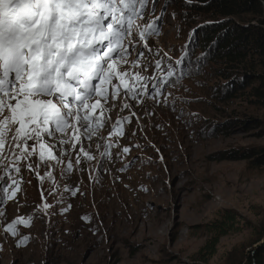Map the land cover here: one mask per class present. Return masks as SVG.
<instances>
[{"label":"rangeland","instance_id":"rangeland-1","mask_svg":"<svg viewBox=\"0 0 264 264\" xmlns=\"http://www.w3.org/2000/svg\"><path fill=\"white\" fill-rule=\"evenodd\" d=\"M152 21L159 32L144 48L136 32ZM136 24L118 71L134 88L138 72L163 94L133 100L113 80L120 95L108 86L103 111L88 113L103 125L90 138L77 124L67 136L42 134L20 147L6 141L0 264H248L263 243L264 166L252 154L264 150V107L243 93L219 101L226 81L199 60L181 0H150ZM156 61L159 71L145 70ZM73 134L79 141L62 142ZM219 230L214 256L201 254Z\"/></svg>","mask_w":264,"mask_h":264},{"label":"snow or ice","instance_id":"snow-or-ice-1","mask_svg":"<svg viewBox=\"0 0 264 264\" xmlns=\"http://www.w3.org/2000/svg\"><path fill=\"white\" fill-rule=\"evenodd\" d=\"M149 2L0 0V150L8 140L20 147L29 139L39 142L42 134L67 136L70 128L75 132L77 124L90 138L103 125L88 113L103 111L101 101L109 99L108 86L115 89V96L120 95V87L113 85V80H118L124 95H131L133 100L142 94L153 99L162 95L158 84L150 91L148 78L138 72L131 76L140 84L134 88L127 83L129 73L118 71L120 61L128 62L133 31L139 28L136 21L143 19ZM158 32L159 26L152 21L136 32V42L148 48L147 40ZM137 56L133 68L143 53ZM144 68L159 71L161 62ZM173 74L169 69L160 82L167 84ZM79 139L73 134L62 142ZM44 155L41 151V159ZM48 155L55 159L51 151ZM85 156L93 159L87 153ZM13 229L10 225L6 231Z\"/></svg>","mask_w":264,"mask_h":264},{"label":"trees","instance_id":"trees-1","mask_svg":"<svg viewBox=\"0 0 264 264\" xmlns=\"http://www.w3.org/2000/svg\"><path fill=\"white\" fill-rule=\"evenodd\" d=\"M181 4L188 15L192 45L202 53L199 60L218 66L220 78L226 81L219 101L243 93L252 105L264 107V0H181ZM253 155V163L264 166V150ZM224 232L219 230L201 254L213 257ZM262 241L248 264H264V239L256 244Z\"/></svg>","mask_w":264,"mask_h":264}]
</instances>
